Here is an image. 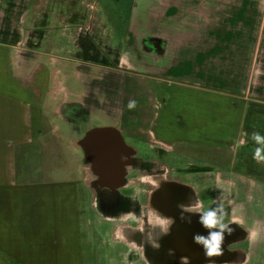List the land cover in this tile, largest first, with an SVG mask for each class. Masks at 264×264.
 <instances>
[{
	"label": "crops",
	"instance_id": "obj_1",
	"mask_svg": "<svg viewBox=\"0 0 264 264\" xmlns=\"http://www.w3.org/2000/svg\"><path fill=\"white\" fill-rule=\"evenodd\" d=\"M31 1L0 0V262H48L64 217L79 221L88 196L79 141L110 126L136 154L127 138L173 159L162 202L170 243L189 254L167 264H264V162L252 139L264 137V66L260 92L250 37L209 20L208 0H131L118 61L80 67L29 43ZM221 204L231 232L207 255L194 237L208 236L200 216Z\"/></svg>",
	"mask_w": 264,
	"mask_h": 264
},
{
	"label": "rangeland",
	"instance_id": "obj_2",
	"mask_svg": "<svg viewBox=\"0 0 264 264\" xmlns=\"http://www.w3.org/2000/svg\"><path fill=\"white\" fill-rule=\"evenodd\" d=\"M31 2V11L26 19L31 45L38 47L42 44V48L54 56L56 53H64L69 57L65 59L67 62L78 58L80 67L86 65L84 61L106 65L118 61L117 40L125 30L131 0ZM207 4L209 20L222 19L225 31L237 30L236 33L250 37V45L256 51V88L262 92L264 0H208ZM100 17L104 22L99 21ZM89 18L95 21L88 22ZM103 29L107 35H104ZM57 39L62 44L57 45ZM92 123L96 125L108 121L97 118ZM127 141L139 153L132 155V163L127 166L124 179V183L130 184V192L126 195L131 204L130 210L124 214L120 209V201L125 200L121 196V188L101 186L91 162L84 161L83 179L89 184V190L88 196L81 201L80 219L77 221L64 217L57 249L48 248L49 260L44 264L184 262V257L189 253L179 242L175 247L170 243L174 239L170 240L169 235L174 223L168 210L162 207L164 200L171 194L168 179L176 176L170 170L173 169V159L162 152L157 156L153 149L139 141L129 138ZM142 158L149 160L143 163ZM250 167L252 172L262 173L253 163H250ZM156 186L160 188L158 191L155 190Z\"/></svg>",
	"mask_w": 264,
	"mask_h": 264
},
{
	"label": "water",
	"instance_id": "obj_3",
	"mask_svg": "<svg viewBox=\"0 0 264 264\" xmlns=\"http://www.w3.org/2000/svg\"><path fill=\"white\" fill-rule=\"evenodd\" d=\"M110 136L118 138L122 155L116 152L114 142L109 139ZM79 144L98 175L101 186L116 189L124 184L126 169L132 163L135 150L124 141L118 130L110 126L92 128Z\"/></svg>",
	"mask_w": 264,
	"mask_h": 264
},
{
	"label": "clouds",
	"instance_id": "obj_4",
	"mask_svg": "<svg viewBox=\"0 0 264 264\" xmlns=\"http://www.w3.org/2000/svg\"><path fill=\"white\" fill-rule=\"evenodd\" d=\"M129 107H135V101L129 103ZM252 139L261 147H257L254 153V160L257 163L264 162V137L259 133L254 132ZM224 208L219 205L217 208L205 211L200 216V223L206 229H209L207 237L197 234L194 239L197 243L204 245L207 255H212L218 252L219 244L223 239L224 232H231V229L224 223Z\"/></svg>",
	"mask_w": 264,
	"mask_h": 264
},
{
	"label": "flooded vegetation",
	"instance_id": "obj_5",
	"mask_svg": "<svg viewBox=\"0 0 264 264\" xmlns=\"http://www.w3.org/2000/svg\"><path fill=\"white\" fill-rule=\"evenodd\" d=\"M160 188H157V186H156V191H158ZM158 200V199H157ZM163 206H166V205H162V207ZM130 208H131V204L128 202V201H126V202H123L121 205H120V209L122 210V212L124 213V214H127V212L130 210ZM164 208V207H163ZM179 215V218H177L176 220H179L178 221V225H179V222L182 220V218H180V214H178Z\"/></svg>",
	"mask_w": 264,
	"mask_h": 264
},
{
	"label": "bare ground",
	"instance_id": "obj_6",
	"mask_svg": "<svg viewBox=\"0 0 264 264\" xmlns=\"http://www.w3.org/2000/svg\"><path fill=\"white\" fill-rule=\"evenodd\" d=\"M114 145L116 147V152L118 151L119 154H123L122 148H121V144L119 142V140L117 138L114 139Z\"/></svg>",
	"mask_w": 264,
	"mask_h": 264
}]
</instances>
